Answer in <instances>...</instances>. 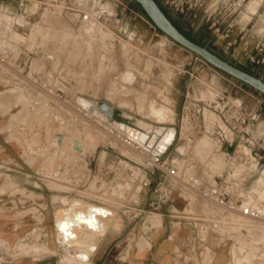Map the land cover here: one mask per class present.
<instances>
[{
  "label": "crops",
  "instance_id": "crops-1",
  "mask_svg": "<svg viewBox=\"0 0 264 264\" xmlns=\"http://www.w3.org/2000/svg\"><path fill=\"white\" fill-rule=\"evenodd\" d=\"M88 1L45 0L44 3H32L34 2L32 1L29 5L30 12L22 14L18 9V0H5L3 6L9 7L13 12L22 14L20 20L22 23L0 18V47L8 49L18 47L19 52L15 54V58L19 56L21 65H32V70L39 71V74L43 77L53 79L58 85L64 87L72 99L77 100L79 97H83L94 103L104 100L111 105L118 106L116 110L122 112L120 116L125 114V117L123 116L125 121L128 120V123L136 127L135 123L130 122L133 119L130 115L128 116V112H124V110H130V107L122 106L120 102V105H118L109 98L101 100L90 91H87L89 81L93 79L96 73L101 72L100 66L96 68L95 65L94 70L91 71V64L88 60L92 59L93 65L94 58L90 56L87 46L83 45L87 50V62L84 65V53L79 52V43L76 42L74 37L73 39L71 37V40L67 42H61L60 40L63 35L62 30H66L73 36L76 34V29L81 24L82 13ZM223 1L217 0V3L221 4L222 13L216 18L221 21L228 22L235 17L237 24L239 22V24H244L242 22L245 21V24L249 25L251 20L252 22L256 20L257 15L264 11V0H235L241 6L237 11H234V15L233 13L228 15L230 9L223 8ZM108 5L112 6L114 12L107 11L108 13L102 15L98 21L103 25L104 31L112 34L115 47H110L112 50L107 51L105 54L102 70L106 68L105 63H111L109 56L117 47L122 51L123 57L129 58L128 60L134 57L135 54L125 55L123 53V47L121 46L123 41L137 42L141 46L145 42L150 43L152 55L146 54L143 56L146 58L144 59L146 62L149 59L157 58L153 57V54L154 56L159 55L156 46L164 42L166 53L164 59L168 65L169 60L178 62L177 56L184 57V61L178 64V67H180L178 74L183 67L194 63L189 51L178 47L175 42L161 33L142 8L138 7L140 5H135L131 1L126 2V0H105L103 4H98L97 8L105 9ZM128 6L138 8L139 12L136 17L133 19L131 17L127 22L126 12ZM79 18L81 19L79 20ZM188 24L189 19L184 18L182 22L179 21L181 29L192 36L191 30L186 29ZM257 24L260 25L259 22ZM155 38L160 39V42L153 44ZM146 62L139 63L137 60V68H129L137 76V80L133 85L123 81V74L118 79L117 76L111 75L107 88L113 89L114 95H118L127 91L128 87H139L143 83L140 81L145 80L142 74L147 72L148 65ZM194 64L199 65L196 72L213 74L201 64ZM123 67L126 68V64ZM105 71L108 75L111 74L110 69ZM85 72L93 76L92 78L89 76L90 79L87 77L84 82L83 74ZM147 74L149 81L157 83L158 76H156L153 69ZM214 77L217 78L218 86L220 83L225 82L224 80H227L220 74H215ZM112 80L113 85L110 86ZM161 80L163 79L161 78ZM95 81L93 79L92 82L94 89ZM116 83L119 84L118 88L114 87ZM0 88L4 89L3 92L8 96L10 95L4 108L9 105L11 108H9L10 113H14V110L20 108L16 114L22 112V119L19 123L16 122L15 125L10 126L9 122L3 125L4 128H0V237L10 241L14 246L13 251H16L18 249L17 244L22 239L40 232L41 238L37 243L39 246H46L49 250L42 251L39 254L23 255L18 258L9 255V257L11 256L8 260L10 262L0 260V264H59L63 260L64 246L59 243V230L57 227V213L65 206L63 198H67L70 203L79 200L87 206L94 205L110 209L116 213L117 218L122 219L121 221L115 219V221L109 222L108 229H105L103 235L94 241L95 248L89 260L91 261L90 264H196L195 261H202V264L206 261H214V264H230L231 261H245L244 257L240 259L237 254H234L236 260H233L227 257V253L230 250L229 243L234 240V236L247 232L246 226L223 224L221 222L223 217L217 208L210 206L191 193L186 196L190 203L187 202V199L181 197L179 192L176 193L178 202L174 206H167L163 213L157 214L161 220L159 227H154L149 221L153 215L143 225L139 224L133 227L126 222L120 213L121 206L124 204L123 197L121 198L119 195L105 196L104 194L82 195L75 193V191L72 193L63 191L61 189L62 185L74 190V187H80V184H83L82 187H84L85 184L93 182L94 179L106 180V182L120 181L125 185H127V181L106 170L104 165L108 157L103 146L100 147L102 149L100 152L96 151L97 155L86 157V162L69 164L57 160L54 167H51L48 160L55 153V147L50 146L46 138H44V145L34 141L39 136L45 137L46 132L41 123L43 121L53 122L54 120L43 118L46 109L43 106L32 105L34 104L32 99L21 91L23 86H21L20 80L11 81L0 74ZM193 91V95L196 96L209 97L210 95L205 88L201 91L194 89ZM246 93L253 98L251 106L264 101V99L255 97L253 93ZM203 120L205 133L199 139L206 138L210 144L197 153L199 154L198 166L205 173H209L210 176L214 177L218 173H214L210 165L218 158H223L225 162L223 171L229 154L234 151L237 141L231 132L224 129L219 117L213 111H205ZM9 121H11V118ZM221 131L223 132L224 141L222 146H218L216 139L222 133ZM257 131L264 141L263 117L259 121ZM52 137L51 135L50 138ZM30 146L34 149V152L31 151ZM124 152L127 153L128 151L124 150ZM67 153L69 154L70 151H67ZM95 161L97 166L92 168ZM258 174L261 175L262 172L250 170L244 174L243 192L246 191V194L251 195L252 186L254 185L251 180ZM63 177H67L71 181H64ZM16 188H19L21 192L16 191ZM87 189L89 190V188ZM21 213L26 214L22 216ZM116 222L119 223L118 227L115 225ZM5 251L10 254L9 248H5ZM246 261L249 260L246 259ZM239 264H242V262Z\"/></svg>",
  "mask_w": 264,
  "mask_h": 264
},
{
  "label": "rangeland",
  "instance_id": "rangeland-1",
  "mask_svg": "<svg viewBox=\"0 0 264 264\" xmlns=\"http://www.w3.org/2000/svg\"><path fill=\"white\" fill-rule=\"evenodd\" d=\"M4 1L5 0H0V18L10 21L9 20L10 17L7 16L3 12V11H6L5 10L6 7H2L3 5H5L3 3ZM127 1L128 2L131 1L135 5H139L135 0H126V2ZM222 3H223V8H225L226 10L230 9L228 10L229 11L228 15H232V13L234 15V11H236L235 10L236 7L234 6V4L238 2L235 0H224ZM216 4H217V0H205L203 3L204 8H198L196 12H189L185 15H176L172 17L179 18L180 22H182L184 18L189 19V24L186 27V29L191 30L193 38H195L196 40H199L203 44V46H206L207 48H209L216 54L222 56L223 58H225V60L231 62L232 64L238 67L248 68L256 76L264 79V68L260 65L253 64L250 61V57H249V55H256L264 45V35H263L264 25H262L264 23V11L261 14L257 15L256 20H254L253 22L251 20V23L249 22L250 23L249 25H246L245 21L242 22L244 24H239L240 22L237 24V22L235 21L236 20L235 17H233V19L229 20L228 22L221 21L219 18H216V20L211 19L210 21H208L209 16L208 14L204 13L203 9L205 8L210 9L214 7ZM97 5H98V2L94 3L92 2V0H89L87 2L85 9L87 10V13L90 19L87 20V19L82 18V21L80 22L81 24L76 29L77 32L74 36L68 33L66 30H62L63 35L60 37V40L61 42H67L71 40V37L72 39L74 37L76 42L79 43L78 44L79 52L84 53L83 54L84 55L83 57L84 65L87 62L86 60L87 50L84 48L83 45L87 46L90 52V56L94 58L93 65H92V59L88 60L89 63L91 64V71H93L95 67L98 68L99 66H100V71H101L99 74L96 73V75L93 77V79L96 80L95 89L92 86L93 79L89 81V84H88V79H87V84H88L87 91H90L93 95H96L101 100L104 98H109L110 100L114 101L118 105H120L119 104L120 102L122 106L126 105L130 107V110L132 109L131 110L132 112L130 110L128 111L124 110V112L125 111L128 112L127 113L128 116L130 115V117L133 119L130 122H132L133 124L135 123V125L140 129H136V131H134L135 133V137H134L133 136L134 133H132L133 135H131L130 133H127V132H133V131H130L131 130L130 127H127L126 125L124 126L119 123L110 122V126H106L104 124V121L105 120L107 121V116L101 117L100 113L99 115L101 119H98L96 117L94 118L95 119L94 121V119L90 120V117H89L88 121L90 122L80 121L79 123H72L67 126L61 123H57L56 121H53V122L43 121V123L41 124H42L43 129H45V132H46L45 137L39 136V138H37V140L34 142L38 144L41 143V145H44L45 143L44 138H46V141L48 143L50 140L51 142L50 146L55 147L56 149L55 153H59L60 150L67 149V151H70V153L68 154L66 152L67 161L64 160V162H67L69 164H80L81 162L87 161L86 157L90 155H97L96 151L100 152V150H102L100 149V147H102L108 141L113 140L112 138L110 139L107 133V132L112 131L111 126L117 129L118 128L124 129V131L128 135L130 134L129 136H131L135 140H138L144 146H148V143L151 146L153 145L159 146L161 144L162 138L160 137V135L155 137V134H154L155 129L160 128V127H173L175 129V134H176V128L173 126V124L172 125L171 124H161V123H158L156 120L150 118L146 114V110L143 109V107L141 106V102H142L141 99L145 96L146 97L145 101L147 102L148 100H154L158 103H163L162 95L163 94L169 95L172 98V107L176 112L175 113V123H177L180 113H181V108L185 102V97L187 95V92L190 91L191 94H194L193 89L196 91L198 90L201 91L204 87L201 86L199 80L202 82H208V80L212 76L208 73H201V71L200 73L196 72V69L199 67V65L197 64H192L191 66H187V69L189 70V72L194 74V76H191L190 74L179 75L177 73L178 70L180 69V67H178V64L184 61V57L177 56L176 58L179 61L174 62V61L169 60V65H168V63L164 59V56L166 55L165 48H164L165 46L164 42L156 46L157 52H159V55L154 56L153 54V57L154 58L157 57V58L149 59L146 62L144 60L146 58H144L143 56L146 54L152 55L150 52V50L152 49L151 48L152 46L150 43L145 42L144 45L141 46L137 42L130 43L127 41H123L121 45L123 47V53L125 55L135 54L134 57L128 60L129 58L123 57L124 55L122 54V51L119 49V47H117L114 50V52L110 54L109 56V60L111 59L110 60L111 63L110 64L105 63L106 68L102 70L103 62L106 57L105 54L107 53V51L112 50L111 48L115 47V43L113 42L112 34L104 31L103 25L96 18L95 13L99 14L100 12L99 11L100 9L97 8ZM160 7L162 6L160 5ZM105 9L109 10L111 13L114 12L111 5L106 6ZM162 9L168 12L165 8L162 7ZM138 12H139L138 8L129 7L126 12L127 22L129 21V19H131V17L132 19L136 17V14ZM218 16L219 15H217V17ZM80 19L81 18H79V20ZM258 22L260 23V25L257 24ZM88 24H90V26L87 28L86 26H88ZM93 29L94 31L96 29L97 30L93 32L92 31ZM158 42H160V39L155 38L153 44H157ZM176 45L178 47H182L177 43ZM189 53H190V56L193 57V60H194V58L197 55L190 51ZM137 60L139 61V63L140 62L147 63L148 65L147 72H150L152 69L154 70L156 76H158V78L156 79L157 83H152L151 81H149V76L146 72L142 74V77L146 81L145 80L140 81L141 83L142 82L143 83L140 84L139 87L137 86H132L131 88L128 87L127 91L122 92V94L119 93L118 95L117 94L114 95V92H112L113 89L110 90L109 88H107L110 82V77H112L111 75L117 76V79H118V77H120L123 74L122 78L125 83L127 84L133 83L135 81L136 74L132 69H129V68L131 67L137 68ZM125 64L127 66L126 68L123 67V65ZM107 66H109V68H107ZM106 69H110L111 71L110 75L106 73L105 71ZM220 73L224 75V77L227 80H224L225 82L219 84V89L232 93L234 96L242 99L246 103V105H250L251 107L252 100H253L252 96L248 95L246 92L251 93V94L253 93V95L259 99H264V95L261 94L260 92L254 89L248 88L247 87L248 85L246 86V84L234 79L233 77L223 72H220ZM83 75H84V79H83L84 82L86 81L87 77L90 79V77L92 78L93 76L92 74H88L87 72H85ZM196 77L199 80H197ZM161 78L163 80H161ZM112 82L113 80L111 81L110 86L113 85ZM114 87L118 88L119 84L116 83V86ZM3 91L4 89L0 88V128L1 127L4 128L3 125L9 122H10V126L15 125L16 122L19 123L22 119L21 118L22 112L16 114V112L20 110L21 108L14 110L13 111L14 113H10L11 108L9 105H7V107L4 108L6 105V102H8L10 95L8 96V94L4 93ZM102 102H106V101L103 100L99 102V104ZM102 107L110 108L111 110H113L114 107L118 108V106L111 105L109 103L104 104ZM57 111L61 112L62 114L70 115L72 118L77 117L76 115H81L79 112H77L72 107L69 108L67 111H64V110L63 111L57 110ZM120 113L122 112H119L118 110L116 112V117L118 118V120L119 118H122L121 120L122 122H124L125 119L123 118V116L125 117V114H123V116H120ZM88 115L91 116V114H88ZM110 115L111 114H109V116ZM10 118H11V121H9ZM51 120H53V118ZM127 124L129 123L127 122ZM54 133L55 135H53ZM57 134L62 135L61 143H59L58 137L56 136ZM142 134H143V138L140 137ZM175 134H174V138H175ZM51 135L56 137L54 140L55 142L53 141V139L50 138ZM40 137H41V140H40ZM174 138L172 142L174 141ZM171 143L166 145L165 148H162L163 146L161 145L160 146L161 151L166 150L169 147V145H171ZM77 147H80L81 150H77ZM30 149L32 152H34V149L32 148V146H30ZM202 149L203 148H200L199 150H202ZM127 155L133 157L134 159L141 161V157L132 151H128ZM55 157L56 156L54 155L50 158V160H48V162L51 163V167L52 166L54 167V164L56 162ZM96 161L93 162L92 168L97 166ZM224 163L222 164L223 166L220 167L221 169L216 167V168H212V171L214 173L216 172L220 173L221 170L223 169L222 167H224ZM213 165L217 166L219 164L214 163ZM259 177H260V174L255 175L252 178L253 181L251 180V182L254 183V185L252 186L251 195L256 193L257 195L254 200L256 204L254 203V205H258L264 208V199H263L264 186L258 181ZM63 179L64 181H68V182L71 181V180H68L69 178L67 177H63ZM98 181L99 183H97ZM106 183H108V181L106 182V180L94 179L93 182H91L90 186L89 184H85L86 186L82 187L83 184H80L81 185L80 187H74V190H71L70 187L66 185H62L61 189L68 193H72L73 191H75V193H79L82 195H87V194H90V195L91 194L92 195L93 194L94 195L104 194L105 196H118V195L123 196L124 195V192L126 191V190L124 191L123 189L125 188L124 187L125 184L123 185V183L120 181L112 182V184L110 185L108 184L106 185ZM125 186L127 187V185ZM87 188H89V190ZM16 191L21 192L19 188H16ZM63 199H65L64 201L66 202L67 198H63ZM64 201H63V204L66 207V205L68 204L67 203L68 200L66 202L67 204ZM73 202H74L75 207H72L73 203L71 202L72 204H70V206L67 205L68 209L69 207L70 209L66 212H63L62 215H63V218H67V219H70V218L75 219V217L77 216L79 219V220L77 219V221L81 222V223L77 222L78 223L77 226L81 228L80 229L81 231L78 230V228L77 230L81 233L77 231L78 233H76L75 236L70 239V241L64 240L62 245L65 248H68V250L67 249L65 250L64 248V253L72 252V255H75V254L81 255L80 252H82V249H86L85 251L89 253V260H90V257L93 254L94 248H95L94 241L98 237H101L103 235L105 229H108L109 222L115 221V219L116 221H121L122 219L120 217L117 218L116 213H114L110 209L97 207L94 205L87 206L79 200H75ZM79 206L81 208H79ZM109 211L112 213V215H109ZM79 212H81L82 214ZM58 213H61V212L58 211ZM25 214L26 213H21L22 216H24ZM75 214H78V215L75 216ZM101 216H103L104 218L102 219ZM81 217H84V218L86 217V218L85 219L83 218L84 219L83 221ZM85 220H87V222ZM149 221L152 223L154 227H159L161 224V220L158 215H153L149 219ZM96 223H99L100 225L96 226L95 225ZM94 225L96 227H93ZM101 225L103 227H101ZM115 225L116 227H118L119 223L116 222ZM246 228H247V232H245L244 234L239 233L238 235L234 236L233 238L234 240L231 243H229L230 250H228V253H227L228 254L227 257H230L233 260L234 259L236 260V255L234 254H237L240 259L244 257L243 259L245 261H231L230 264H239L241 262L242 264H258V263L264 264V239L255 237L253 234L254 231H252V230H255V232H261V234L263 235L264 229L252 228V227H246ZM40 238H41L40 232H36L32 234L31 236H29L28 238L22 239L17 244L18 249L16 251H13L14 246L12 245V243L0 237V250H2L5 253L6 257L9 260L11 256L14 258H18L23 255L39 254L42 251L44 252L49 251L46 246L38 245L37 242L40 240ZM64 238H65L64 234L62 235L61 232L59 231V241H61V239H64ZM236 245H237V249H236ZM5 248L10 249V252H9L10 254H7V252L5 251ZM229 252H230V256H229ZM9 255L11 256L9 257ZM246 259H248L249 261H246ZM0 260H3L4 262H10V261H5L4 256L1 253H0ZM201 262L202 261H195L196 264H202ZM59 264H64V256H63V260L60 261ZM204 264H214V261H206Z\"/></svg>",
  "mask_w": 264,
  "mask_h": 264
},
{
  "label": "built area",
  "instance_id": "built-area-1",
  "mask_svg": "<svg viewBox=\"0 0 264 264\" xmlns=\"http://www.w3.org/2000/svg\"><path fill=\"white\" fill-rule=\"evenodd\" d=\"M44 1L18 0V9L22 14H27L30 12L31 2L44 3ZM92 1L100 5L105 2V0ZM204 1L156 0L171 16L196 12L198 8H204ZM238 4H234L236 11L241 6ZM2 7H6V11L3 12L10 17V20L22 23L20 21L22 14L11 11L7 6ZM99 11L97 19L109 10L101 8ZM203 11L208 14V21L216 20L217 15L222 13V7L217 3L214 7L205 8ZM82 16L84 19L89 17L86 9L83 10ZM17 52H19L18 47L11 49L0 47V74L11 81L20 80L23 86L21 91L32 99L34 103L32 105L43 106L46 109L45 118H53L54 121L65 126L69 125L70 121L79 123L88 121L89 117L90 120L96 118L92 114L89 116L90 113L53 79L45 78L39 74V71L32 70V65H21L19 56L15 58ZM249 57L253 64L264 68V45L256 55ZM194 63L201 64L213 73L208 82H202L196 77L210 95L202 97L187 92L179 119L173 124L176 128V139L166 153H161L156 147L145 148L138 140L115 127L111 126L112 131L107 132L113 140L103 145L108 157L104 166L109 173L127 181V189L121 196L124 204L120 213L129 225L133 227L143 225L151 215L161 214L167 206H174L178 202L176 193L179 192L185 199L188 193H191L217 208L223 217L221 221L223 224L246 227H251L246 225L250 223L248 221L264 224V208L252 204L249 201L250 195L243 192L244 174L250 170H258L262 173L264 171V141L257 131L259 121L264 116V101L258 102L253 108L246 105L242 99L232 93L219 89L214 75H222L221 71L199 56L194 58ZM186 69L187 66L183 67L179 75L194 76ZM71 107L81 115L72 118L57 111H67ZM205 111H213L219 117L224 129L231 132L237 141L234 151L229 154L225 169L214 177L198 166L199 151L196 149V144L205 133L203 120ZM104 124L110 126L106 120ZM223 141L222 132L216 139V144L222 146ZM124 150L136 153L141 157V161L127 155ZM187 202L190 203L188 199Z\"/></svg>",
  "mask_w": 264,
  "mask_h": 264
},
{
  "label": "water",
  "instance_id": "water-1",
  "mask_svg": "<svg viewBox=\"0 0 264 264\" xmlns=\"http://www.w3.org/2000/svg\"><path fill=\"white\" fill-rule=\"evenodd\" d=\"M143 9V11L146 13V15L149 17V19L152 21V23L155 25V27L161 31L164 35H166L169 39H171L173 42L179 44L186 50L196 54L197 56L201 57L204 61H206L209 65L213 66L217 70L233 77L234 79L248 85L249 87L253 88L254 90L260 92L264 95V79L253 75L240 67L232 64L231 62L223 59L220 55L216 54L206 46L200 45L190 38H188L184 33L180 31V29L171 21V19L167 16V14L164 12V10L160 7V5L156 2V0H135ZM97 16L98 13H95ZM85 19H90V17H86ZM78 104L87 112L94 115L98 119H101L99 113H103L102 106L104 104H108L107 102H102L100 104H96L92 101L87 100L86 98L79 97L77 99ZM116 108L114 107L112 110L111 115H107V121L110 123H119L122 125H126L127 127H130L132 129H139L137 126L135 127L132 124H127V122H122V118L116 117ZM104 114V113H103ZM69 124H72L70 121ZM119 129V128H118ZM121 129V130H120ZM120 131H124V129L120 128ZM125 132V131H124ZM59 143L62 142V135L57 134ZM176 139V134L174 141ZM174 141L169 145L171 147L174 143ZM144 146V145H143ZM145 147V146H144ZM152 147L148 143V147ZM168 147V148H169ZM146 148V147H145ZM168 148L165 151H161V153H166ZM77 150H81L80 147H77ZM182 151V150H181ZM112 213L109 211V215ZM66 221L61 223V225H57L58 229H62V227L66 226ZM102 227V225H101ZM65 239H61L59 241L60 245L63 246V242ZM65 248V247H63ZM67 248H65L66 250ZM0 253L4 256L5 261H8L9 259L6 257L5 253L0 250Z\"/></svg>",
  "mask_w": 264,
  "mask_h": 264
},
{
  "label": "bare ground",
  "instance_id": "bare-ground-1",
  "mask_svg": "<svg viewBox=\"0 0 264 264\" xmlns=\"http://www.w3.org/2000/svg\"><path fill=\"white\" fill-rule=\"evenodd\" d=\"M88 20V19H87ZM89 22V21H88ZM92 22V21H91ZM92 24V23H91ZM93 25V24H92ZM90 26V24H88V26H86L87 28ZM94 26V25H93ZM94 28H96V27H94ZM91 30V29H90ZM89 30V31H90ZM97 30V29H96ZM95 30V31H96ZM93 32H95L94 31V29L92 30ZM91 31V32H92ZM98 32V31H97ZM96 34H98V33H96ZM163 91V90H162ZM162 97H163V103H158V102H156V101H154V100H148V102L147 101H145L146 100V97L144 96L142 99H141V106L143 107V109H145L146 110V114L150 117V118H152V119H154V120H156L158 123H161V124H174L175 123V110L173 109V107H172V98L169 96V95H167V94H163L162 95ZM102 110H103V113H100V115H101V117H106L107 115H109V114H111L112 113V110L110 109V108H106V107H102ZM137 121V120H136ZM127 129V128H126ZM131 130L130 131H133V132H127V133H130L131 135H133L132 133H134V131H136V129H132V128H130ZM140 129V128H139ZM149 129V128H148ZM153 129V128H152ZM155 129V128H154ZM20 131V130H19ZM127 131V130H126ZM138 132V131H137ZM136 132V133H137ZM129 134V135H130ZM138 134V133H137ZM136 134V135H137ZM155 137L156 136H159L160 135V137L162 138L161 139V144L158 146H156V145H153L152 147H156L157 149H159L160 151H161V145L163 146L162 148H165V146L166 145H168V144H170L171 142H172V140H173V138H174V134H175V129L173 128V127H160V128H156L155 129ZM23 135V134H22ZM140 135V134H139ZM57 136V135H56ZM134 137H135V133H134V135H133ZM138 136V135H137ZM33 137H34V135H33ZM141 138H143V134L140 136ZM38 138V137H37ZM55 136H53L51 139H53V141L55 140ZM41 140V139H40ZM55 142V141H54ZM215 143V142H214ZM209 141H208V139H206V138H202V139H199L198 140V142H197V144H196V148H197V150L198 151H200L199 149L200 148H204V147H206V146H209ZM213 144V143H212ZM49 145H51V142H50V140H49ZM214 147H215V145H213ZM146 148L148 147V146H145ZM220 148V147H219ZM216 149V148H215ZM214 149V150H215ZM182 150V149H181ZM165 151V150H164ZM66 152H67V149H63V150H60V152L59 153H53L52 155H51V157L52 156H56L55 158H56V161L57 160H59V161H67V154H66ZM222 155V154H221ZM226 155V154H225ZM216 157V156H215ZM202 158V157H201ZM224 160H223V158H218L215 162H213V164L215 163V164H219V165H217V166H214L213 164H211L210 165V167H211V169L212 168H216V167H218L219 169H221L220 167L221 166H223L222 164L224 163L223 162ZM223 168V167H222ZM222 171V170H221ZM78 179H80V178H78ZM115 180V179H114ZM253 181V180H252ZM257 181V180H256ZM258 181L264 186V171H263V173L260 175V177L258 178ZM113 182H115V181H113ZM248 182V181H247ZM246 182V183H247ZM110 185V184H112V182H108V183H106V185ZM105 185V184H104ZM103 185V186H104ZM124 185V184H123ZM122 185V186H123ZM124 187L125 188H123L124 189V191L127 189V187L124 185ZM121 190H122V188H121ZM247 190V189H246ZM256 191H257V189H256ZM255 191V192H256ZM246 192V191H245ZM252 192V191H251ZM256 193L255 194H253V195H250L251 197L249 198V201L252 203V204H256V202H254V200H255V197H256ZM57 199V198H56ZM263 199H264V196H263ZM65 199H63V201H64ZM65 202V201H64ZM66 202H67V200H66ZM65 202V203H66ZM68 203V204H67ZM66 204L67 205H69L70 206V204H72L73 203V206L72 207H75V205H74V202H72V203H70V202H67ZM75 204H76V202H75ZM67 205H66V207L64 206V210L62 209V210H59V212H61V213H58L57 214V221H58V225H61V223H63V222H65L66 221V226L65 227H62L61 226V230L59 229V231L61 232V234L63 235L64 234V239L66 240V241H70V239L72 238V237H74L75 236V234L76 233H78L79 231L78 230H80L81 228L80 227H78L77 225H78V223L80 222H78L77 221V219H78V217L76 216V215H78V214H75V219H67V218H63V215H62V213L63 212H66V211H68L69 209H70V207H69V209H68V207H67ZM76 206H77V204H76ZM79 208H81L80 206H79ZM84 208V207H83ZM73 209H75V208H73ZM76 213H78V212H76ZM79 213H81V212H79ZM82 214V213H81ZM83 216H84V214H83ZM102 217V219L104 218L103 216H101ZM79 218H80V216H79ZM82 219L84 218V217H81ZM86 218V217H85ZM84 218V219H85ZM84 219H83V221H84ZM79 220V219H78ZM88 220V219H87ZM87 220H85L86 222H87ZM101 220V219H100ZM92 221V220H91ZM78 222V223H77ZM89 222V221H88ZM97 222H99V221H97ZM248 222H250L251 223V221H248ZM81 223V222H80ZM91 223V222H90ZM89 223V224H90ZM250 223H248V224H246V225H249V226H251L252 228H262V229H264V224L263 223H255V222H252L251 224ZM88 224V225H89ZM91 225V224H90ZM96 226L98 225H100L99 223H96L95 224ZM93 226V227H96V226ZM77 228H78V230H77ZM78 231V232H77ZM81 231V230H80ZM252 231H254V236L255 237H257V238H261V239H264V234L262 235L261 234V232H255V230H252ZM260 231V230H259ZM83 232V231H82ZM79 233H81V232H79ZM67 250H68V248H67ZM86 249H82V252H80L81 253V255L80 254H75V255H72V252H66V253H64V264H90L91 262L89 261V253L87 252V251H85ZM78 255H80V256H78Z\"/></svg>",
  "mask_w": 264,
  "mask_h": 264
},
{
  "label": "trees",
  "instance_id": "trees-1",
  "mask_svg": "<svg viewBox=\"0 0 264 264\" xmlns=\"http://www.w3.org/2000/svg\"><path fill=\"white\" fill-rule=\"evenodd\" d=\"M141 7V6H140ZM143 10V9H142ZM164 10V9H163ZM164 12L167 14V16L171 19V21L180 29V31L182 32V33H184L188 38H190L191 40H193L194 42H196V43H198V44H200V45H203L199 40H196L195 38H193L192 36H190L189 34H187L186 32H184L182 29H181V27H180V25H179V18H174V17H172L168 12H166L165 10H164ZM145 13V12H144ZM146 14V13H145ZM161 32V31H160ZM162 33V32H161ZM222 57V56H221ZM223 58V57H222ZM223 59H225V58H223ZM241 69H243V70H245V71H247V72H249V73H251V74H253V75H255L250 69H248V68H245V67H240ZM247 86V85H246ZM248 88H250V89H253V88H251V87H249V86H247Z\"/></svg>",
  "mask_w": 264,
  "mask_h": 264
}]
</instances>
